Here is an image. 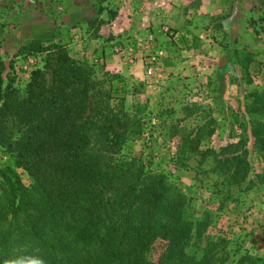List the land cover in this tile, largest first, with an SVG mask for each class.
<instances>
[{
    "label": "rangeland",
    "instance_id": "1",
    "mask_svg": "<svg viewBox=\"0 0 264 264\" xmlns=\"http://www.w3.org/2000/svg\"><path fill=\"white\" fill-rule=\"evenodd\" d=\"M236 1L51 0L50 10H38L47 13L48 25L35 15L39 27L56 29L42 40L45 46H61L80 65L92 68V92L112 90L115 104L124 97L122 121L140 120L141 132L126 141L119 156L166 173L195 199L198 210L210 201L216 222L203 232L202 247L208 237H222L235 250L264 258V65L251 66L259 28L245 2ZM62 3L68 9H61ZM82 5L91 8L88 18L85 11L77 13ZM22 11L23 22L34 19V13ZM22 49L0 55L4 85L25 87L36 69L50 78L46 55L57 50ZM254 126L261 140L254 136ZM244 149L250 167L237 180L243 182L215 187L224 178L232 181L236 168L229 170L227 164L225 173L217 158ZM11 157L7 143L0 141V169ZM18 171L30 185L28 172ZM167 244L158 238L147 249L148 258L157 261Z\"/></svg>",
    "mask_w": 264,
    "mask_h": 264
},
{
    "label": "trees",
    "instance_id": "2",
    "mask_svg": "<svg viewBox=\"0 0 264 264\" xmlns=\"http://www.w3.org/2000/svg\"><path fill=\"white\" fill-rule=\"evenodd\" d=\"M22 48L57 51L46 55L50 78L36 69L18 88L0 73V141L12 155L0 169V264H264L222 237L202 247L216 222L210 201L198 210L166 173L119 156L140 120L119 117L124 97L91 91L92 68L40 39ZM217 162L236 168L215 187L240 184L250 167L245 149ZM158 238L168 244L153 261L146 252Z\"/></svg>",
    "mask_w": 264,
    "mask_h": 264
},
{
    "label": "crops",
    "instance_id": "3",
    "mask_svg": "<svg viewBox=\"0 0 264 264\" xmlns=\"http://www.w3.org/2000/svg\"><path fill=\"white\" fill-rule=\"evenodd\" d=\"M204 1L206 3H209L211 0ZM243 1L247 5V12H252L256 20L255 24L257 28H259L260 33L259 35L255 36L257 37V49H254L256 56L255 60L251 64L252 68H255L258 65H264V0H237L236 4H243ZM50 3L51 0H0V30L3 33V36L0 38L1 56L5 57L7 55L16 54L30 40H47L53 36L56 29H54L52 26L39 27L37 24H39L40 19L36 17V15H39L41 13L38 12V10H50ZM41 4H43V7L41 6ZM59 7L61 9H68L63 3ZM204 8L207 9V6H204ZM25 9L29 11L30 15L32 13H34V15L36 14L34 19H31L26 23L23 22L22 19V10ZM89 9L87 6L85 7L84 5H82L78 7L77 13L85 11L84 18H88L87 11ZM68 14L70 13L67 12L66 17L69 18ZM39 17H41L42 21L48 22L47 25L49 24V17L47 18V13L39 15ZM66 17H64L63 19L64 23H66ZM68 25H70V23ZM73 25L74 24H72V26ZM114 30L116 31L117 29ZM250 50H253V48ZM260 73V77H262V75H264V68L260 70ZM263 78L260 79L262 80Z\"/></svg>",
    "mask_w": 264,
    "mask_h": 264
},
{
    "label": "clouds",
    "instance_id": "4",
    "mask_svg": "<svg viewBox=\"0 0 264 264\" xmlns=\"http://www.w3.org/2000/svg\"><path fill=\"white\" fill-rule=\"evenodd\" d=\"M30 264H41V262H39V261H32V262H30Z\"/></svg>",
    "mask_w": 264,
    "mask_h": 264
}]
</instances>
